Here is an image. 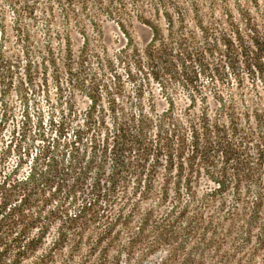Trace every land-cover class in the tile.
I'll return each mask as SVG.
<instances>
[{
	"label": "trees",
	"instance_id": "16d2710c",
	"mask_svg": "<svg viewBox=\"0 0 264 264\" xmlns=\"http://www.w3.org/2000/svg\"><path fill=\"white\" fill-rule=\"evenodd\" d=\"M54 1L66 19L77 10L105 15L131 41L125 0H47V35ZM137 1L134 19L148 36L128 105L117 83L93 77L81 82L84 110L65 101L47 131L40 115L32 131L23 94L21 123L6 135L14 115L2 89L0 264H120L122 256L141 264L159 253L158 264H251L264 256V13L238 5L236 15H204L199 0H149V9ZM39 5L13 10L25 47L22 17L34 21ZM57 34L63 66L83 67L88 38L72 57L70 32ZM4 64L0 47V75Z\"/></svg>",
	"mask_w": 264,
	"mask_h": 264
},
{
	"label": "rangeland",
	"instance_id": "374dc122",
	"mask_svg": "<svg viewBox=\"0 0 264 264\" xmlns=\"http://www.w3.org/2000/svg\"><path fill=\"white\" fill-rule=\"evenodd\" d=\"M25 1L27 0H0V28L1 26L4 27V30L0 31V47L5 61L4 70L0 77H6L5 86L0 83V94L4 90L2 93L4 101L7 102L14 115L7 127L6 135H8L9 130L21 123L23 112L21 95L23 94L30 101L28 105L30 116L28 128L32 131L36 127L37 115H40L43 129L47 131L48 118L58 119L65 106V101H67V105L72 102V106L76 110H84L88 104L86 96L88 90L82 87L81 82L87 87L89 80L93 77L100 81V84L110 85L112 89H114V83H117L121 92L118 97L122 96L120 101L126 105L130 100H134L139 91V45L143 41L142 39L148 36V33L140 29L139 23L134 19L135 10L131 0L124 2L127 8L126 13L131 15L128 26L131 41L118 28L116 22L105 17V15L96 12L85 14L83 11L77 10L76 14H72L66 19L60 9L61 6L57 5L55 1L52 3L54 18H52L50 32L47 35L45 19L41 13L42 5L47 0H38L41 7L39 5L35 20L30 21L28 17H22L23 22L28 25L30 30L27 47L15 35V16L13 14V10L24 4ZM148 1L143 0V3L147 4V9H149ZM199 3L204 15L210 13L220 15L228 12V10L236 15L238 5L249 9L255 16L264 13V0H199ZM63 29H68L70 32L72 57L78 53L84 37L88 38L86 60L83 67L79 66L77 61L73 62L72 70L63 66L61 42L60 38L59 41L56 38L57 33H63ZM48 44L53 48L52 51L57 59L55 64L47 61L49 55L46 53L47 47L45 45ZM103 89V85H101L100 104L106 106L107 98ZM152 89L157 92L155 84L152 85ZM59 97L62 101L61 106L59 105ZM158 99L162 103V99L160 97ZM183 100L184 98L179 92L178 102L182 104ZM161 257L163 256L160 253L151 255L141 264H158ZM218 257L212 254L208 255L212 263L216 260L224 261V259H220V255ZM78 259L75 260L78 261ZM231 259L221 263L233 264ZM251 262V264H264L263 252H258ZM132 263L124 256L120 258V264ZM193 263L200 262L193 260Z\"/></svg>",
	"mask_w": 264,
	"mask_h": 264
}]
</instances>
